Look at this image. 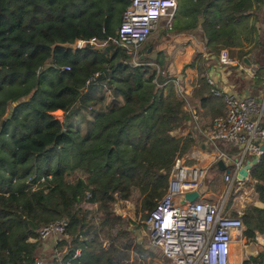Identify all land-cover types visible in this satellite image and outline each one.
I'll return each instance as SVG.
<instances>
[{
    "label": "trees",
    "instance_id": "1",
    "mask_svg": "<svg viewBox=\"0 0 264 264\" xmlns=\"http://www.w3.org/2000/svg\"><path fill=\"white\" fill-rule=\"evenodd\" d=\"M130 2L0 0V264H32L39 245L30 239H37L44 225L64 218L69 221V238L60 244L67 248L65 260L81 249L73 264H145L140 246V259L130 261L125 254L137 245L133 220L128 221L130 229H118L112 241L91 236L117 227L123 218L116 205L130 201L134 193L146 226L167 193L176 158L195 141L173 134L191 115L186 99L178 96L176 78L161 67L166 57L160 52L154 61L159 69L146 58L136 65L117 41ZM178 2V32L200 27L216 55L237 49L243 60L249 54L245 44L257 42L252 12L261 10L264 0ZM92 39L109 45L95 47ZM80 40L85 45L74 48ZM196 63L195 58L189 65ZM49 64L71 70L45 69ZM208 69L200 61L195 95L214 113L223 114L225 101L212 93ZM98 71L99 82L112 91L110 103L96 95L99 83L83 91L86 80ZM25 97L28 100L13 106ZM81 115L89 120L84 133L74 126ZM49 174L53 186L48 191L28 187L29 178ZM251 177L258 200L243 212L249 239L264 234V153ZM84 203L96 206L94 223ZM232 216L240 214L234 211ZM252 260L264 263V252Z\"/></svg>",
    "mask_w": 264,
    "mask_h": 264
},
{
    "label": "built area",
    "instance_id": "2",
    "mask_svg": "<svg viewBox=\"0 0 264 264\" xmlns=\"http://www.w3.org/2000/svg\"><path fill=\"white\" fill-rule=\"evenodd\" d=\"M179 8L178 0H131L124 12L122 22L117 29V41L126 48L129 55L136 56L155 30L164 26L173 30V21ZM99 41L92 39V42ZM75 45L83 46L85 41ZM221 66L233 65L234 59L229 49L221 50L218 55ZM242 63V62H241ZM243 64V63H242ZM60 72L69 71L68 65L57 66L49 64ZM42 70L40 67L38 72ZM101 72H95L85 82L83 91L95 84L108 89L107 84L99 82ZM212 93L223 97L226 110L214 117L212 124L201 130L210 146L218 141L232 145L238 150L239 159L231 173H225L223 180L228 184V194L234 193L235 210L240 214L258 200L255 189L256 180L251 177V171L246 179L238 178V173L245 160L252 156L261 157L264 151V94L260 97H239L216 87L209 78ZM180 98L186 99V93L180 86V79L174 80ZM197 123L199 118L194 116ZM219 159L229 161L231 157L225 152L220 153ZM219 160V161H220ZM208 168L190 166L183 156L176 158L170 184L164 198L157 204L146 220L147 237L151 249L158 250L161 256L173 264H234L232 258V243L235 239H244L246 226L240 216H229L225 206L207 200L201 189L208 175ZM52 174L43 177H31L27 185L31 190L44 189L48 191L53 185ZM199 191L200 197L194 202L180 204V196L188 192ZM69 221L57 219L44 225L39 237L30 239L39 245L40 253L32 264H73L81 257V249H77L72 259L65 260L67 248H61L64 239L69 238ZM257 244L256 257L264 247V234L257 233L254 238ZM52 247L53 262H47L46 253ZM253 258V257H252ZM247 259L250 264H259Z\"/></svg>",
    "mask_w": 264,
    "mask_h": 264
},
{
    "label": "crops",
    "instance_id": "3",
    "mask_svg": "<svg viewBox=\"0 0 264 264\" xmlns=\"http://www.w3.org/2000/svg\"><path fill=\"white\" fill-rule=\"evenodd\" d=\"M171 41L177 44V48L166 56L162 67L164 71L169 72L175 78L181 77L180 86L186 93V110L191 115V120L188 124L175 130L173 134L191 136L195 141L187 153L183 155L187 165L207 167L208 170L215 165V167L223 173L224 177V174L227 173L226 169H233L228 167L226 160L224 161L226 169H221L219 166L220 153L225 152L229 155L231 157L229 162L233 165L237 163L240 157L239 153L232 155L224 151L219 144L210 146L206 143V138L200 131V129L204 130L209 127L212 124L213 118L220 113H214L212 107L206 102H203L201 96L195 95V91L200 87L199 63L203 61L204 64L209 67L208 77L214 81L216 87L239 97L256 98L264 94V88H262L261 84L256 80L261 78L259 71H262L264 68V62L259 59L256 53L250 52L247 56L251 62L250 65L244 63L243 60L237 57H232L235 61L233 65H228L226 67L221 66L219 64L218 55L208 48L207 38L200 27L190 31L177 32L171 37ZM246 47L247 46L244 47L245 50H247ZM195 58L197 59L196 65L190 66L189 64L194 62ZM105 90L108 91L107 94L112 95L110 88ZM221 99L224 102V99ZM204 103H206V105ZM225 108L224 103L221 113L225 112ZM195 115L199 118L197 123L193 118ZM62 116L63 114L61 118H63ZM223 145L226 147L229 144L223 143ZM247 160L248 158L245 162ZM234 211L236 210L234 209ZM50 251H52V247Z\"/></svg>",
    "mask_w": 264,
    "mask_h": 264
},
{
    "label": "rangeland",
    "instance_id": "4",
    "mask_svg": "<svg viewBox=\"0 0 264 264\" xmlns=\"http://www.w3.org/2000/svg\"><path fill=\"white\" fill-rule=\"evenodd\" d=\"M181 15H182L181 8H178L174 21H173V30L171 31L167 30L164 26H161L159 27L158 30H155V32L151 35L148 41L143 45L139 53L136 56L132 57V62L138 65L142 63L141 60L146 58V60L150 61L149 63L151 65L158 68V66H156V63L154 61L158 58L159 53L162 52L163 57H166L167 55L170 54L172 50H175L177 48V44L171 41V37L180 30L179 26H180V21H181ZM252 15H253V18H257L258 39H257V42L255 43H246L245 46H247L246 47L247 50H245L244 48L243 50L249 51V53L250 52L256 53V55L258 54L260 60L264 62V8H262L259 11L255 10L254 12H252ZM93 43L95 47H98V48H106L109 45V43L104 40L95 41ZM149 49H152L150 53H149ZM230 55L233 58L240 57L237 49L230 50ZM143 56L145 57L142 58ZM259 75L261 76V78L256 79V80L261 84V87L264 88V68L262 69L261 73L259 72ZM107 92H108L107 90H105L104 88H101L96 91V95L98 97H105L107 99L106 100L107 103H110V101H112L113 98H112V95L107 94ZM91 104L94 105L93 102H91ZM96 107L100 108V106L98 105H96ZM88 110L89 111L91 110L90 106L85 111V113L87 112L88 118H89L90 112H88ZM88 118L85 115H81L79 117V120L78 119L74 120L75 122L74 126L76 128L80 127L79 129H81L83 133L86 132L88 129V126L86 125V121H89ZM217 144H219L221 149H223L224 151L232 155L234 154L236 155L238 153V150L234 148L233 146L227 145L226 147H224L225 145H223L222 141H218ZM226 163L229 168L234 169L235 165H233L229 161H227ZM201 191L207 200L216 202L220 205H224L226 214H228L229 216H232V214L234 213V209H235L234 208L235 207L234 206L235 196H234V193H231L230 195L228 194V191H229L228 184L223 180V173H221L218 170V168L215 167V165H213L210 168L209 173L204 180ZM256 203H257V199H255L251 205H254ZM83 208L90 209L91 214L89 215L88 218L89 220H91V222L94 223L95 220L92 218V216L94 215L96 206L93 207L90 204L84 203ZM117 208L123 212V216H121L123 218L121 223L114 229H105L102 231H98V233L93 234L91 238L92 237L98 238L101 242L107 241L106 239H110V241H112L115 239L117 230L121 228L130 229L128 221L133 220L137 225V230L135 232V238H136L137 245L135 246V249H132L129 252H125V254L129 257L130 261H132L133 259L139 258L138 256L139 248L138 247L140 246L143 250V254L145 255V257H143L141 260L143 263L145 264H173L170 260L163 258L161 256V253L158 250L151 249L149 242L147 240V237L144 235V232L146 231V226H143L142 224L144 221V217H143V214H141L140 212V199L138 197V193H134L130 201L119 202L116 205V209ZM93 227H95V225ZM237 240H240V239H236V241ZM241 240L244 241V244L242 245V248H241L242 259H241L240 264H244L247 259L256 257V251L258 247H257V244L254 238L249 239L245 235L244 239H241ZM234 247L237 248V250L238 249L240 250V245L238 243L234 242ZM263 252H264V247L260 251V253L262 254ZM37 253H40V250H38ZM260 255L258 257H260ZM37 256L38 254L36 255V257ZM45 256L47 258V262L49 263L53 262L52 251H49L48 253H46Z\"/></svg>",
    "mask_w": 264,
    "mask_h": 264
},
{
    "label": "water",
    "instance_id": "5",
    "mask_svg": "<svg viewBox=\"0 0 264 264\" xmlns=\"http://www.w3.org/2000/svg\"><path fill=\"white\" fill-rule=\"evenodd\" d=\"M75 46V45H74ZM78 46L76 45L74 48H77ZM152 51V49H149V53ZM145 56H143L142 58H144ZM244 63L250 65L251 62L249 60L248 57H245L243 59ZM181 79V77L179 78ZM24 100H28V97H25L23 100H19L17 102H15L13 104L14 107H16L17 105H19L22 101ZM13 108H11L10 113H9V117L11 116V113L13 112ZM6 120L3 122V125H5ZM264 151V145H262L261 148ZM259 162V157L257 156H252L251 159H248L244 165L242 166V168L240 169L239 173H238V178L239 179H246L249 175V172L252 170V168L254 167V165H256ZM219 166L221 167V169H226V165L224 163L223 160L219 161ZM227 173H231L232 170L231 169H226ZM200 197V192L199 191H193V192H188L183 196H180V204H185L187 201L190 202H194L195 200H197ZM116 213L118 216H123V212L121 210H119L118 208L116 209ZM243 213H240V217H243Z\"/></svg>",
    "mask_w": 264,
    "mask_h": 264
},
{
    "label": "bare ground",
    "instance_id": "6",
    "mask_svg": "<svg viewBox=\"0 0 264 264\" xmlns=\"http://www.w3.org/2000/svg\"><path fill=\"white\" fill-rule=\"evenodd\" d=\"M234 242L238 243L240 245V250L234 247ZM244 244L243 240H237L236 239L233 241L232 243V247H231V252H232V258H233V262L234 264H240L241 263V259H242V245Z\"/></svg>",
    "mask_w": 264,
    "mask_h": 264
}]
</instances>
